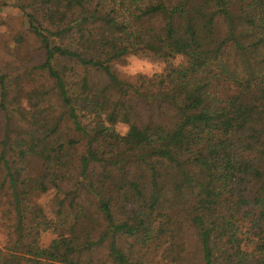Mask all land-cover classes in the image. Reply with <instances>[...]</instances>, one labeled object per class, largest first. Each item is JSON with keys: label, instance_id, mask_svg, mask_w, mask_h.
I'll return each instance as SVG.
<instances>
[{"label": "trees", "instance_id": "1", "mask_svg": "<svg viewBox=\"0 0 264 264\" xmlns=\"http://www.w3.org/2000/svg\"><path fill=\"white\" fill-rule=\"evenodd\" d=\"M3 3L0 264H264V0Z\"/></svg>", "mask_w": 264, "mask_h": 264}, {"label": "rangeland", "instance_id": "2", "mask_svg": "<svg viewBox=\"0 0 264 264\" xmlns=\"http://www.w3.org/2000/svg\"><path fill=\"white\" fill-rule=\"evenodd\" d=\"M5 2V0H4ZM3 0H0V70L1 67L8 63H20L24 56L27 54L29 49H26L24 45H20L16 39L19 35L26 34V28L23 22L19 11L14 9L11 6L3 7ZM140 61L146 63L142 64L141 67L144 68V71L137 72L135 75H129L122 73L118 70V66H127L129 60L125 64L118 65L116 70L121 78L134 81L139 75L152 76L156 72L162 71L164 64L161 61H156L152 59H144L136 57ZM160 68L159 71L156 68ZM117 130L122 135H125L128 132V127L125 125H118ZM48 197H42L40 199V204L45 206L47 204ZM1 217V214H0ZM5 232L0 226V244H3L5 239ZM55 235L51 232H45L41 236V245L43 247H48L53 240Z\"/></svg>", "mask_w": 264, "mask_h": 264}, {"label": "clouds", "instance_id": "3", "mask_svg": "<svg viewBox=\"0 0 264 264\" xmlns=\"http://www.w3.org/2000/svg\"><path fill=\"white\" fill-rule=\"evenodd\" d=\"M146 62L140 61L135 56L129 57V63L127 66H118V70H120L122 73L129 74V75H135L137 72L144 71V68L141 67L142 64ZM157 71L160 70V68H156Z\"/></svg>", "mask_w": 264, "mask_h": 264}]
</instances>
